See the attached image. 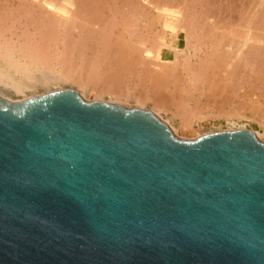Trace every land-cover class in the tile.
I'll use <instances>...</instances> for the list:
<instances>
[{"label": "water", "instance_id": "obj_1", "mask_svg": "<svg viewBox=\"0 0 264 264\" xmlns=\"http://www.w3.org/2000/svg\"><path fill=\"white\" fill-rule=\"evenodd\" d=\"M0 264H264V141L178 138L74 89L0 95Z\"/></svg>", "mask_w": 264, "mask_h": 264}, {"label": "bare ground", "instance_id": "obj_2", "mask_svg": "<svg viewBox=\"0 0 264 264\" xmlns=\"http://www.w3.org/2000/svg\"><path fill=\"white\" fill-rule=\"evenodd\" d=\"M0 62L32 83L53 71L100 94L149 97L191 128L197 107L176 94L188 76L206 87L205 105L246 83L243 99L264 94V0H0ZM1 67L0 83L22 88Z\"/></svg>", "mask_w": 264, "mask_h": 264}, {"label": "rangeland", "instance_id": "obj_3", "mask_svg": "<svg viewBox=\"0 0 264 264\" xmlns=\"http://www.w3.org/2000/svg\"><path fill=\"white\" fill-rule=\"evenodd\" d=\"M17 21L20 24L19 22L20 20H16V23ZM16 23H14V26L15 27L17 26L16 29L18 30L20 26L19 24ZM17 30H15V32ZM0 65L6 69L5 72L7 73V76L10 74V76L8 77L12 79L15 76V79L13 78L14 81H16L17 79L19 80L21 78L20 75H18L17 73L14 74L15 73L14 71L8 70L5 66H3V63L0 62ZM51 72L52 75L53 73H55L53 71ZM38 74L41 75L42 73H40L39 71L37 72V74L35 73V76L36 75L39 76ZM43 74H46L44 76L50 78L49 80L51 81L46 79L45 81L42 80L44 83L42 81L40 82L35 81L34 83H32L33 81L30 82L29 80H25L21 78L22 79V80L20 79L21 81L20 80L17 81L22 82L21 83L22 85L24 84L22 86L23 89L18 88L17 91L16 89H13L14 87L11 86L10 84L9 85L13 88H11L9 85L4 86L3 84L0 83V95L11 101H17V100L29 98L31 96L41 95L43 93L50 92L53 90L65 89V88L74 89L83 97V99L87 101L102 100L110 103L120 104L127 108H141V109L149 110L153 112L155 115H157L165 123H167L169 127L172 129V131L175 132L174 133L175 136H177L178 138L194 139L200 135L211 132L234 130V129H248L253 131L256 136L258 137L260 136L261 137L260 140L263 139L262 141H264V99H263L264 94L263 95L261 94L260 89H256L254 93L252 92L250 97L247 96L244 97L246 99H243L241 95L245 93V89L249 88L247 83L245 84L244 88L242 89L240 88L238 90L236 89L235 91L237 94L240 93L239 95L241 96V98L238 97L239 95L238 96L236 95V97L235 96H229L227 98L222 97L225 100V101L223 100V102L220 97L210 98L209 102L211 103L208 102V104L205 105L206 104L205 99H203V96H205V94H203V92H206V87L202 83H195L193 80L190 79L189 76L186 77V81H190V82H185L184 79L181 84L183 88L178 89L176 94L178 96H181L182 99L183 98L188 99L190 107L192 109H196L197 107V109L195 110L196 118H193L194 116L192 117L191 128L183 129V125L181 128V124H182L181 122H183V119H181L182 118L181 116H178L176 114L177 109L175 106H171V107L164 105L157 106V104L155 105L156 101L154 99H150L149 97L143 99L144 101L143 100L140 101L138 100V98L130 94L129 95L126 94L127 96L115 95L107 92L100 94V92H98L97 89H94L91 86H87L84 88V87H80L77 83H75L72 80L66 81L63 78L60 79V77L56 78L57 74L53 75L54 76L53 79H52V75H50L48 71L46 72L43 71ZM253 75L255 76V73ZM44 76L42 75V77ZM45 82H47V84H45ZM174 84L171 85L170 87L172 88ZM194 84L197 85V87L194 86ZM261 91L262 93H264L263 90ZM260 94L262 95L260 96L261 98H259ZM198 97H201V99L200 98L198 99ZM197 99L200 103L197 102Z\"/></svg>", "mask_w": 264, "mask_h": 264}]
</instances>
